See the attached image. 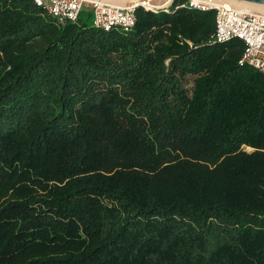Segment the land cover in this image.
I'll list each match as a JSON object with an SVG mask.
<instances>
[{"label": "trees", "instance_id": "trees-1", "mask_svg": "<svg viewBox=\"0 0 264 264\" xmlns=\"http://www.w3.org/2000/svg\"><path fill=\"white\" fill-rule=\"evenodd\" d=\"M135 16L0 0V264H264V72L214 10Z\"/></svg>", "mask_w": 264, "mask_h": 264}, {"label": "built area", "instance_id": "built-area-1", "mask_svg": "<svg viewBox=\"0 0 264 264\" xmlns=\"http://www.w3.org/2000/svg\"><path fill=\"white\" fill-rule=\"evenodd\" d=\"M57 24L75 23L83 10H88L92 26L103 31L113 29L129 32L135 25V9L169 13L178 8L197 11H215V28L210 43H224L232 39L242 41L244 47L238 59L241 67L249 66L264 72V9L239 10L231 4L215 0H184L173 6L175 0L155 4L151 0H136L117 5L109 0H33Z\"/></svg>", "mask_w": 264, "mask_h": 264}, {"label": "bare ground", "instance_id": "bare-ground-1", "mask_svg": "<svg viewBox=\"0 0 264 264\" xmlns=\"http://www.w3.org/2000/svg\"><path fill=\"white\" fill-rule=\"evenodd\" d=\"M136 0H109V2L117 5H124L128 2H134ZM153 1V0H151ZM215 1H220L223 3H228L231 4L233 7L239 10H246V11H252L256 9H264V6L258 5V4H253L245 1H239V0H215ZM157 4V3H156ZM162 3L158 4L161 5ZM165 4V2L163 3Z\"/></svg>", "mask_w": 264, "mask_h": 264}, {"label": "rangeland", "instance_id": "rangeland-1", "mask_svg": "<svg viewBox=\"0 0 264 264\" xmlns=\"http://www.w3.org/2000/svg\"><path fill=\"white\" fill-rule=\"evenodd\" d=\"M169 0H153V3H157V4H160V3H166V2H168ZM90 20L92 21V18H90ZM191 84H192V77L191 76H186V79H185V86H186V88H188V89H190L191 88ZM247 151H250L251 150V148H249V147H246L245 148Z\"/></svg>", "mask_w": 264, "mask_h": 264}, {"label": "water", "instance_id": "water-1", "mask_svg": "<svg viewBox=\"0 0 264 264\" xmlns=\"http://www.w3.org/2000/svg\"><path fill=\"white\" fill-rule=\"evenodd\" d=\"M264 6V0H239Z\"/></svg>", "mask_w": 264, "mask_h": 264}]
</instances>
